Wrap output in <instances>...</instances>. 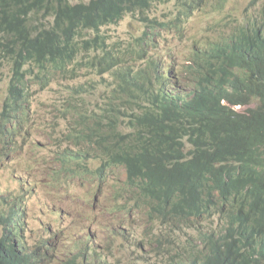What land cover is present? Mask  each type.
Returning a JSON list of instances; mask_svg holds the SVG:
<instances>
[{
    "label": "trees",
    "instance_id": "obj_1",
    "mask_svg": "<svg viewBox=\"0 0 264 264\" xmlns=\"http://www.w3.org/2000/svg\"><path fill=\"white\" fill-rule=\"evenodd\" d=\"M158 1L0 0V52L12 62L9 95L0 115V138L11 141L24 132L25 127L12 116L22 118L23 105H31L23 101L24 90L29 95L26 76L49 83L61 77L59 73H68L81 56L102 50L93 65L103 72L113 71L117 85L91 120L76 115L78 126L66 141L74 148L57 155L59 166L74 160L91 182L106 170L124 172L123 194H130L128 201L152 206L165 193L164 188L183 178L178 183L182 193L193 195L173 202L175 218L169 224L174 231L158 232L149 239L150 252L170 256L168 264H264V200L260 197L264 190V89H253L264 78V21L237 26L224 45H213L201 59L217 99L241 101L239 114L224 122L206 109L189 122L188 105L180 97L162 94L161 87L167 82L160 66L162 56L150 54L149 36L165 28L166 22L146 18L149 23L143 34L127 46L108 45L102 32L126 14L142 17V10ZM195 1L184 0L183 6ZM31 65L40 69L38 74L31 71ZM253 74L263 76L256 85ZM139 92L151 99L141 114L128 120L112 107L119 109L112 102L118 97L129 102ZM184 139L195 149L185 152ZM89 156L101 160L95 172L85 168ZM168 199L155 215H162ZM7 218L20 224L15 213L0 212L6 232L12 227ZM184 228L194 229L198 236L180 246L181 232L187 233ZM24 234L10 232L9 236ZM25 244L10 240L5 248L0 246V264H43V259H32L39 253L30 254ZM181 257L185 260L174 261ZM65 264H78L77 256ZM100 264H105L103 259Z\"/></svg>",
    "mask_w": 264,
    "mask_h": 264
},
{
    "label": "rangeland",
    "instance_id": "obj_2",
    "mask_svg": "<svg viewBox=\"0 0 264 264\" xmlns=\"http://www.w3.org/2000/svg\"><path fill=\"white\" fill-rule=\"evenodd\" d=\"M89 1L91 0H72L73 3ZM144 15L158 22H168L176 15L178 16L181 29L160 28L154 36L152 32L148 41L151 47L150 54L154 58L165 54L169 49H174L176 51L175 60L184 62L193 46L221 41L233 30L237 21L246 19L253 21V15L257 16L259 21L264 20V0H198L193 7L187 6L185 11H183L181 0H160ZM145 29L146 23L139 14H129L121 22L104 27L102 32L107 35L108 45L127 46L141 36ZM95 56L98 55L94 51L81 56L76 65L68 68L70 70L68 73H59L61 77L51 79L47 85L46 81L43 84L31 81L27 85L28 98L32 99L30 103L34 109L32 112L34 125L33 135L27 136L30 140L26 146L35 154L29 153L28 148L20 151V155L16 150L4 149L11 156H19L16 159H10L5 164L0 160V191H10L18 195L21 193L18 191L19 186L22 184L26 187L27 177L38 183L30 185V191L38 192L29 200V225L33 231L29 230L27 233L26 248L31 253L42 254L40 242L46 234L51 235V231L47 232V225H45L49 220L50 222L54 220L50 210L52 208L63 210L64 219L58 225V231H61L63 240H55L58 249L56 255L52 256L54 264H62L73 254L79 252L82 247L75 243L77 239L83 242L93 241L95 248L103 255L101 259H105L107 264H168L170 256H158L150 252L151 247L148 245V240L151 239V230L145 232L146 227L142 221H133L131 229L125 231L121 227L119 233L111 235L112 223L115 222L112 219L114 215L101 214V205L118 204L121 199H125L126 195L115 194L122 182L121 177H110L108 181L112 189L104 187V183L95 185L101 191L97 202L96 196L90 189L85 188V184L81 185L78 192L82 195L90 194V196H83L80 200L70 197L73 193H62L56 196L59 194L54 190L46 189L48 171L53 165L46 164L45 159H50L51 154L62 147L60 142L66 143L67 136L73 132L74 127L78 126L76 115L81 117L82 114L87 115L85 119L91 120L96 110L98 111L104 104L109 92L113 91L114 78L109 72H103L97 64L93 65ZM165 62L168 63L167 60ZM11 66L10 58L0 52V114L3 111L10 86ZM33 70L37 74L40 71L38 67L34 68L31 65V71ZM31 76L27 78L34 80L35 78ZM27 157L29 161H32L31 158L34 157L41 164L38 176L23 172L25 169H22L26 167L24 161ZM32 166L37 167L33 163ZM97 166L98 161L95 158L88 163L91 170ZM84 199L95 200V202L87 203L83 201ZM20 207L24 209V206ZM102 223L105 224L107 231L105 234L101 232ZM1 227L6 232V226L0 223V234ZM156 228L158 232L170 229L168 226L160 225L159 222ZM184 230L187 233L181 232L180 246L188 244V238L195 239L198 236L194 229L184 228ZM54 233L56 235L55 231ZM93 233L96 235L90 237ZM173 236L176 235L173 234ZM142 237L146 238L143 244L140 243ZM152 241L155 242V239ZM169 242L165 241V245L171 246ZM151 246L155 247L156 244L153 243ZM83 264L87 262L84 260ZM92 264H95L94 261Z\"/></svg>",
    "mask_w": 264,
    "mask_h": 264
},
{
    "label": "clouds",
    "instance_id": "obj_3",
    "mask_svg": "<svg viewBox=\"0 0 264 264\" xmlns=\"http://www.w3.org/2000/svg\"><path fill=\"white\" fill-rule=\"evenodd\" d=\"M198 0L195 1V3L189 5L190 7H193ZM182 6L184 0H181ZM154 3V2H153ZM152 3V4H153ZM151 8L149 7L148 9H143L142 10V19L145 21V23H149V21L146 18H149L144 15L145 12L149 11ZM186 10V7L183 6V11ZM254 18H257V21L253 19L251 21L250 19H246L243 21H237L235 25L233 26V30L228 33L227 35L224 36V38L221 41L217 42H208L204 43L203 45L200 46H193V49L190 51V54L187 56V59L184 62H178L175 60V53L176 51L174 49H169L165 54H162V60L160 61V66L164 70V76L165 79L167 80L165 87L162 88V94L166 93L165 95L172 96L175 98L180 97V102L183 104L188 105V110L186 111V118L191 122L194 119L195 113L204 111L206 109H210L214 112L217 113V115L221 118L222 121H231L233 120L240 112L242 108V102L235 99V98H222V99H217V96L215 94V86L213 82L209 79L206 71V63L203 66L202 63V57L210 51V48L213 45H224L227 41V38L233 33L235 28L239 25H243L246 23L250 24H258L261 25V23L264 21H259L258 17L253 15ZM150 19V18H149ZM180 21L178 20V16L176 15L173 19L169 20L168 22L165 23V28L164 29H174L178 30L181 29V26L179 25ZM222 49V48H221ZM229 50V49H228ZM196 51V52H195ZM195 52V53H194ZM194 53V55H192ZM224 53V52H221ZM172 55V56H169ZM222 55V57L226 56ZM167 60L168 63L165 62ZM112 77L113 76V71H108ZM254 78L253 82L256 85L257 82L263 77L261 74H253ZM176 77H178L176 79ZM117 85V82L114 80V86ZM264 85V78L262 81L256 85L253 89H257V91H260L264 88H262ZM107 97V96H106ZM129 102H123L124 98L118 97L116 100H113L112 102H116L118 105L119 109H116L115 106L112 105V107L126 116V119L130 120L133 115L141 114L142 111L144 110V107L150 105L151 99H149L145 94L142 92H139L135 97L128 98ZM106 100V99H105ZM256 102L259 103L258 99H255ZM220 108V110L218 109ZM97 111V110H96ZM99 111V110H98ZM127 125V124H125ZM69 138V135L67 136ZM185 143V152H188L190 150H194L195 147L190 145L188 143V139L183 140ZM65 144H68L67 142ZM65 144H62V147L59 149V154H62L65 152V150H70L74 148V146H65ZM10 148V147H7ZM28 148L27 146H24L23 149L25 150ZM11 149V148H10ZM28 151L30 149L28 148ZM58 154V155H59ZM97 161H98V166L94 169L91 170L90 167L87 168L88 171H96L97 168L101 165V160L98 157L93 156ZM16 156H9L6 160L9 161L10 159H16ZM5 160V163H6ZM59 166V162L57 163ZM67 165H60L59 167H65V168H71L74 169L76 172L83 171L79 167L78 163H66ZM83 164V162H81ZM25 167L22 169L24 170ZM108 169V168H107ZM107 172L104 173L103 175L109 180L110 177H121L122 182L120 184V187L116 191V195H121L124 196L123 191L125 189L124 187V182L126 180V176L124 172L118 171V170H106ZM49 172V178H59L61 180L64 179V177L58 172L52 170V168L48 171ZM84 172V171H83ZM178 178V176L176 177ZM88 180L83 179L80 176H73L68 179H66L64 182L73 185V186H81L84 184V182ZM185 179L180 178L177 182L183 183ZM95 182V180L93 181ZM177 184H173L171 187L167 186L164 188V194L163 195H158L157 198L154 199V204L153 206L150 204H147L145 201H128V196L125 197V199H121L120 203L118 204H102L101 206L107 207V208H116L118 209L121 214L115 215L113 213H108V214H113L114 216L112 219L115 221L112 223V228H111V235L119 233L121 227L125 229V231L131 229L133 227L132 222L133 221H142L143 224H145L146 231L151 230L150 238H153L155 234L158 233L156 224L159 222L160 225L162 226H168L170 227L169 221L172 220V218H175V215L172 216L171 210H172V204L175 201H181L182 198H190L191 193L186 192L182 193V190ZM56 181L51 180L50 183L47 184L46 189L48 191L54 190L56 193L61 195L62 193L66 194H76L78 190L76 188H64V189H59L58 186L56 188L51 187V185H55ZM30 190V186H28ZM4 194H8L10 191H3ZM94 196H96V202L98 200V196L101 195L100 192H93ZM18 198H25L27 197V193H19L18 195L15 194ZM204 194H201L199 196H202ZM88 197L90 194L87 195ZM260 197L264 200V190L261 193ZM165 198H169L166 200L163 204V212L162 215L156 214L155 211L157 210L158 206L162 204L163 200ZM81 198H78L80 200ZM84 202L86 201H93L91 199H84ZM95 202V200L93 201ZM18 201L15 199H5L3 197H0V204H3L5 206H13L17 204ZM138 206V207H137ZM135 208V209H134ZM23 212L22 210H17L14 213L18 214ZM6 213V212H4ZM51 214H54L55 216H63V210L57 211L54 209L50 210ZM168 213V216H167ZM7 214V213H6ZM102 214V213H101ZM155 215V216H154ZM47 223H51L50 220ZM123 224V226H121ZM46 225V223H45ZM104 223L101 224V232L105 234L106 228L104 227ZM47 227V226H46ZM50 230H58V227H51L49 228ZM174 230L170 227L169 230L167 231H160L162 233H172ZM8 236V232H4L0 234V237ZM146 241L145 237H142L140 239V243H144ZM151 250V249H150ZM39 253V252H37ZM35 253V254H37ZM90 255L89 254H84L85 258H88ZM185 258L181 257L179 259H175V262L178 261H183ZM105 264H107V261L104 259Z\"/></svg>",
    "mask_w": 264,
    "mask_h": 264
},
{
    "label": "bare ground",
    "instance_id": "obj_4",
    "mask_svg": "<svg viewBox=\"0 0 264 264\" xmlns=\"http://www.w3.org/2000/svg\"><path fill=\"white\" fill-rule=\"evenodd\" d=\"M127 15H129V14H126L125 17ZM94 52H96L97 55H102L103 54L102 50L94 51ZM118 52L120 53V51H118ZM115 54H116V52H115ZM78 55L81 56V54H78ZM96 57H98V56H96ZM27 77L28 76L25 77V80H29ZM177 78L178 77H176V79ZM31 81L35 82V79L34 80H32V79L29 80V83ZM35 83H40V82H35ZM46 85H47V83H46ZM115 87L116 86L113 85V90H114ZM8 95H9V88H8V93H7V97H6L5 102L8 99ZM28 96H26V93H25V90H24V92H23V101L24 102L26 100H27V103H28V100H29V102L32 101V99H29ZM4 105H5V103H4ZM33 110H34L33 106L28 103L27 106L23 105V111L24 112L22 113L23 114L22 118L13 117L12 116V119L17 121L21 126L25 127V129H24L23 133L17 134V136L11 141H7L5 138H0V160L3 162V164H5V160L9 156H11L10 154H8V153H6L4 151V149L7 148V146H10L11 151L12 150H16L18 153L20 151H25L23 149V147L25 145H27V143L30 140L29 138H27V136L28 135H31V136L33 135V129H32V127L34 125L33 113H32ZM3 111H4V106H3ZM3 111L1 112V114L3 113ZM15 111H17L16 105H14V114H15ZM21 119H22V121H21ZM77 120H78V118H77ZM60 141H61V139H60ZM72 141H74V140H72ZM61 144H65V143H61L60 142V145ZM71 146H73V145H71ZM28 152L33 154V155L35 154V152L33 150H30ZM20 154L21 153H19V155ZM27 154L28 153L26 152V155ZM58 154H59V150H57V152L56 151L53 152V154H51V158L50 159H45V163L46 164L51 163L53 165L52 170L58 171L64 177L63 180H61L59 178H46L47 180H46L45 183H50L51 180L56 181V184L55 185H51V187L56 188L58 186L59 189L76 188L79 191V189H81V186L69 185V184L65 183L64 181L66 179L70 178V177L81 175V178H83V179H87L88 178V180H86L84 182L85 188L90 189L92 192H100L101 193V191L98 190V187L95 186V185H99L101 183H104V187H108L109 189H112L111 185L109 184L108 179L103 174L96 175L95 176V182H91L89 180V177L85 174V172H83L84 170L80 171L78 173L74 169H71V168L59 167L58 164H57L58 161L56 159ZM19 155H17L16 157H18ZM31 159H32V161H29V158L27 157L26 160L24 161V165H26V167H25V170L23 172H28L29 175L38 176L41 164H39L38 161L34 159V157H32ZM83 159H86L85 156H83ZM93 159H94L93 156H89L88 159L85 161V163L82 161L84 163L86 169L88 168V163L90 161H92ZM73 162H74V160H71L68 163H73ZM6 163H8L7 160H6ZM32 163L36 164L37 167L32 166ZM36 184H38L36 181L31 180V179H29L27 177L26 181H25L26 187H23L22 184L19 186L18 191L21 192V193H27V195H28L27 198H18L13 192H9L8 194H4L3 191H0V197H3V198L7 197L5 199H15L19 203V205L17 203V204H15L13 206H5L3 204H0V212H6V213L11 212V213H14L17 210H22L23 211L21 213L15 214V217H17V222H20V224L14 225L13 222H12V219L7 218V222H9V224H12V227H8L7 232L8 233L14 232V233H16L18 235L22 234V233H25L23 237H17L18 235H11L9 237L8 236L0 237V246L1 247L5 248L10 240L24 241L26 243L28 231L29 230L33 231L32 228L29 225V216H28V211L30 213L29 200H30V198L32 196L37 195L38 192L30 191L28 186L36 185ZM87 195L88 194L82 195V194H79V192H77L76 194H73L70 197H72L73 199H78V198L82 199L83 196L85 197ZM56 196H60V195H56ZM86 202L87 203H94L93 201H86ZM20 206H24V209H22ZM52 209L57 210L56 208H52ZM57 211H61V210H57ZM101 213H113L115 215L121 214V212L118 209L114 208V207L107 208V207H104V206H101ZM52 215L54 216V218H53L54 220H51V223H46L47 232L51 231V235L46 234L45 236H43L44 239L40 242L41 243L40 247L42 248V251H41L42 254H39V255L36 254L39 257L32 256L33 260L43 259L44 260L43 264H54L55 263V261L52 259V256L56 255V251L58 249L57 246L55 245V240H57V239L63 240V235H62L61 231L54 230L56 232V235H55L54 231L50 230L49 228L58 227V225L62 223V220L64 219V216H55L54 214H52ZM0 222L3 223L4 221H0ZM4 225H5V223H4ZM22 230H24V231H22ZM4 232L5 231H4L3 227H1V234L4 233ZM94 235H96V234L93 233V234H91L90 237H93ZM70 240H72V239H70ZM75 243L79 247H82V248H80L79 252L76 253V254H73L68 260L72 259L74 256H77L78 264H83L84 260L87 262V264H92L93 261H94L95 264H100L101 257L103 255L101 254L100 251H98L95 248V243L93 241L92 242H89V241L83 242L81 239H77V240H75ZM47 244L49 246H47ZM25 248H26V244H25ZM27 250H28V248H27ZM28 252L30 254H34V253H31L29 250H28ZM84 254H89L90 256L88 258H85ZM45 257H48L49 259H47ZM103 261H104V259H103ZM65 263H66V261L63 262L62 264H65Z\"/></svg>",
    "mask_w": 264,
    "mask_h": 264
}]
</instances>
